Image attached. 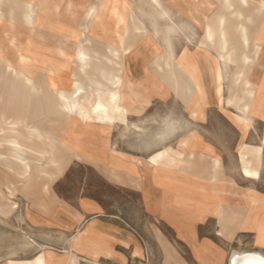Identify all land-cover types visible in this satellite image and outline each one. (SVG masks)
Returning a JSON list of instances; mask_svg holds the SVG:
<instances>
[{"label": "bare ground", "instance_id": "bare-ground-1", "mask_svg": "<svg viewBox=\"0 0 264 264\" xmlns=\"http://www.w3.org/2000/svg\"><path fill=\"white\" fill-rule=\"evenodd\" d=\"M198 1L196 11L205 4V0ZM218 1L219 11L212 23L218 29L221 48H229L234 44L232 39L237 36L236 42L246 50L241 61L245 63L244 69L233 74L227 103L241 111L243 115H236L234 121L247 132L252 117L264 112V97L261 96L259 101L254 100L256 85L251 80L253 58L264 44V24L258 36L252 34L248 25L254 19L264 21V0ZM109 2L119 43L123 42V35L126 34L128 39L132 38V44L121 50L119 44L117 47L102 42L109 54L99 61L98 43L95 36L92 37L91 25L92 21L101 18ZM117 2L106 0L101 4L82 6L85 18L80 30L71 22H54L53 19L60 16L61 12L76 14L80 5L72 0H0V163L20 179L22 185L34 183L33 179L37 177V171L32 169L34 162H44L40 173L48 180L43 185L45 192H49V183L60 175L61 167L56 158L60 148L56 146L54 137L51 138L52 131L66 133L67 129L74 133L73 129L78 123H111L124 116L126 108L120 102L125 96L121 94L125 86L120 75L123 66L121 59L146 35L143 20L128 10L129 5L124 4L122 8ZM41 29L57 32L62 39L53 47L36 45L31 33L42 35ZM215 38V31L208 24L201 47ZM71 39L75 41L73 53L67 51L64 42ZM41 45L56 55L38 54L36 49H40ZM8 51H13L14 56H9ZM252 53L255 55L252 56ZM227 58L234 61L231 54ZM34 62L46 64L47 67L44 71L33 73L27 68ZM99 62L102 68L100 76L96 78ZM110 64L114 67H109ZM165 65L169 68L166 73L178 76L176 85L180 92L184 87L188 88L191 82L197 83L194 75L181 63L166 58ZM152 66L155 70L156 59ZM216 80H221L219 69L216 70ZM5 85L7 92L3 89ZM263 87L262 77L261 91ZM129 89L125 97L138 98V91L131 85ZM200 91L197 88L196 95ZM215 91L217 104L221 107L223 98L220 83ZM186 92L192 95L194 90L188 88ZM197 103L200 102H196L195 115L202 111L201 104ZM96 115L103 119H95ZM182 142L188 145L190 141L184 139ZM204 146L209 150H192L188 153L167 150L150 156L149 173L153 182L162 189L166 199L165 210L176 206L180 215L189 222L204 220L208 215L215 216L217 235L227 240H232L241 229L251 230L255 235V244L264 249V192L253 186H238L224 173L219 156L213 155L209 146ZM239 150L242 161L240 171L245 181L255 183L262 180L263 146L254 147L245 143ZM51 168L55 171H50ZM4 184L0 179V214L7 217L17 207L11 196L18 186L5 185V191ZM191 236L194 237L193 233ZM191 243L205 259L208 243L196 245L195 240ZM46 253L52 254L41 252L39 264H43L41 259ZM168 258L176 259L173 250L169 251ZM72 264H77L76 259H73ZM228 264H264V250H233Z\"/></svg>", "mask_w": 264, "mask_h": 264}, {"label": "crops", "instance_id": "crops-1", "mask_svg": "<svg viewBox=\"0 0 264 264\" xmlns=\"http://www.w3.org/2000/svg\"><path fill=\"white\" fill-rule=\"evenodd\" d=\"M216 1L219 5L218 0H205V19H194L203 25V36L198 42H202L208 24L216 34L213 42L208 40V44L204 47L200 45L197 49L191 48L190 41L194 35V29L185 21L182 23L184 19H177L167 28L163 24V27L160 26L150 31V36L143 39L136 47L131 48L121 59L123 66L120 75L125 85L121 89V94L126 96L129 93V85L140 94L138 98L132 93L131 98L123 96L120 102L126 108V112L122 119H116L111 123L92 122L91 126L94 128L88 139L85 135L82 139L77 138L83 134L80 132L81 126H87L86 124L79 125L78 123L73 129L74 133L71 134L75 136L76 155L86 158L91 165L96 167L99 190L96 196L80 198V212L77 211L75 216L76 223L74 225L73 222L67 223L62 228L65 234L70 233L80 225L81 219L88 218V222L83 225L80 233L69 242L70 247L75 251L74 254H56L50 250L49 246L52 245L50 243L46 245L44 242L45 251L52 252V254L46 253L42 256L43 264H72L73 259H76L77 264H145L146 259L143 254V248L146 245L145 238L139 233L159 230L158 222L164 220L165 216L172 221L173 230H184L179 221L181 215L172 209L175 207L165 210L166 199L163 197L162 189L153 182L152 175L149 173L150 156L167 150L184 153L192 150L208 151L209 149L204 146L207 145L213 151V155L219 156L222 163L224 156L221 151L229 145L227 137L232 135L236 137L237 153H240V147L246 143L244 137L251 129L245 132L234 121L236 115L243 114L234 107L235 111H231L226 103L230 97L228 89L232 85L233 74L235 71L244 69L245 63L241 61L246 50L236 42L237 36L232 39L233 45L226 49L221 48L218 29L212 23L215 15H207ZM192 2L198 3L199 1L193 0ZM190 10L191 8L188 11ZM99 24L102 25L98 28L96 25V34L92 29V37L95 36L96 44L98 43L99 61L101 57L109 54L103 43L120 46L121 50L132 44V38L128 39L126 34L123 37L127 40L124 41L123 38V42L119 43V36L114 32L115 18L105 19ZM248 25L253 35L260 34L259 29L262 28L260 20L254 19ZM41 34L44 41L49 39L45 31H41ZM181 34L184 39L188 40L184 47L177 46ZM59 39H62L61 35ZM12 53L14 52L10 51L9 56L13 55ZM229 54L232 55L234 61L227 58ZM251 55L254 56L255 53ZM166 58L181 63L189 73L194 75L197 83L191 82L188 87L190 91L194 90L192 95L186 92L188 88L185 87L180 92L176 85L178 76L166 73L169 71L165 65ZM155 59L157 67L154 70L152 63ZM253 59L251 80L256 85L254 100L259 101L261 96L264 97V87L261 91V78H264V52L260 50ZM100 64L102 63L97 64L96 78L100 76L99 72L102 68ZM111 66L114 67L110 64L109 67ZM217 69L221 72L219 82L216 80ZM128 81L131 83L128 84ZM218 83L222 85V108L217 104L218 96L215 88ZM96 88L99 87L96 86ZM197 88L201 91L196 95ZM196 102H200L197 104L202 106V111L197 115L194 113ZM153 104H157L158 108L162 107V112L160 109L157 111L156 122L150 125L149 110ZM216 104L221 108L218 114L226 124L233 120V123H230L231 130L208 126L212 121L210 108ZM260 116L254 115L253 117L261 119ZM95 119H103V117L96 115ZM262 135H264V129ZM213 137L220 138L213 139ZM184 139L190 141L188 145L182 142ZM84 151L92 153L86 157L83 154ZM237 159L240 160L238 154ZM102 169H106L107 172ZM101 187L104 190H100ZM106 188L115 190L110 192L109 196H105L102 193ZM69 213L73 214L71 211ZM42 215L46 216L44 213ZM207 217L204 220L190 222L192 229H195L198 222L205 221ZM153 225L156 227H152ZM0 247H8L7 250L3 249L4 251L0 252V264H39V252L32 256H19L18 253L15 255L12 252L15 248L13 244L9 243ZM207 248L205 264H224L225 256L217 246L208 245Z\"/></svg>", "mask_w": 264, "mask_h": 264}, {"label": "rangeland", "instance_id": "rangeland-1", "mask_svg": "<svg viewBox=\"0 0 264 264\" xmlns=\"http://www.w3.org/2000/svg\"><path fill=\"white\" fill-rule=\"evenodd\" d=\"M72 1L75 4L80 5L76 14L72 15L70 13L66 14L61 12L62 14L60 16L53 19L54 22H71V24H74L77 29H80L85 18L84 9L82 6L88 4H101L106 0ZM117 1L119 7L122 6L123 8L124 4L129 5L128 10L135 12V14H137V16L143 20L146 37L150 36V31L156 30L160 26L163 27V24L164 27L167 28L170 26V23L173 24L177 19H184L182 20V23L185 21L188 26H191V28L194 29V35L191 38L190 47L197 49L201 45V43L198 41H201L203 36V25L194 19H205V5L200 7L199 11H196V7L199 3H193V0ZM110 2L108 3L107 9L102 11L101 18L92 21L91 27L95 34L96 25L98 28L100 25L99 22H104L105 19H114V16H112L109 11V7L111 5ZM190 8L191 10L189 12L188 10ZM218 8L219 5L216 1V4H213V9L208 11L207 15H216L219 11ZM263 24L264 21H261L260 26ZM41 31H45L49 39L44 41L41 35H37L36 33L32 34L31 38H33V41L36 45L42 44L46 48L47 46L53 47L57 44L60 37L59 33L49 32L47 29H41ZM145 38H141L133 47L139 45V43H141V41ZM64 42L66 44L65 47L67 51L73 53L75 49V41L71 39L64 40ZM187 43L188 40L184 39L183 34H181L178 38L177 46L184 47L187 45ZM42 45L40 49H36L38 54L47 56L56 55V53L45 50ZM261 50L264 52V44L262 45ZM12 54L13 55H11V57L14 56V53ZM45 66L47 67L46 64L44 65L42 63L34 62L30 64L27 69L33 73H37L39 71H44L46 69ZM3 89L6 92L8 91L6 85ZM228 90L230 91V88ZM226 105L228 109L235 111L231 105L228 103H226ZM159 109L162 112V107L158 108L157 104L151 105L149 110L150 125L153 123L155 124L157 111ZM180 110H182V108ZM219 110H221V108L218 107L217 104L210 108L212 121L208 126L230 129V123H233V120H231L229 124H226L225 121L220 118L218 114ZM260 117L262 118L258 119L257 117H252V122L249 127L251 130L244 138L246 139V143L253 145L254 147L263 146L262 180L255 183H248L245 181L240 171V166L242 163L241 157L240 160L237 159V154L240 156L241 154L237 153V141L236 137H233V135L227 137L229 145L222 149L221 153L224 156V160H222L224 173L230 179L234 180V182H236L240 187L253 186L258 191L264 192V135H262L264 129V112L261 113ZM93 128L94 127H92L91 124H88L87 126H81L80 132L83 134H80L81 136L77 137L78 140L80 138L82 139L84 135L88 139L89 136H91L90 134ZM74 137L75 136L72 135L67 129L66 133L55 131L51 132V138L56 140V146L60 148L56 158L58 159L59 165L61 166V176L58 175L57 178L49 183L50 190L48 193L43 190V185L48 180L40 173L44 162L33 163L32 169L37 171V177L33 179V184L28 183L26 185H22L20 179H18L14 174L10 173L9 170L0 163V179L2 180V183H5L3 187L5 185L12 184L18 186V190L14 193V195L11 196L12 200L17 203V207L7 217H3L0 214V246L7 245L9 243L13 244L15 248L12 249V252H14L15 255L18 253L19 256H32L37 254V252H39L38 254L43 251L45 252L46 249L43 247L44 242H46V245L50 243V245H52L49 246L50 250L56 254H74L75 251L72 247H70L69 242L80 233L79 231L81 228H83V225L88 222V218L81 219L82 221H79L81 222L80 225L70 233L65 234L62 231V228H64V225L67 223L70 224V222H73V225L76 223L75 216L77 211L80 212V198L82 196H96V193L99 190L96 178V167L91 165V162H89L86 158L76 155L77 153L74 145ZM219 138L220 137H213V139ZM87 149L89 150V146ZM91 153V151H84L83 154L86 156ZM49 170L52 172L55 171L53 168ZM102 170L104 172L106 171V169ZM59 177L61 178L58 180ZM4 189L7 191L6 187H4ZM100 190H104V188L101 187ZM114 190V188H106L102 194L109 196L110 192ZM112 202L114 204V201ZM173 207H175L172 208L176 211L175 213H178L179 211L176 209L177 207ZM69 211H71L73 214L69 213ZM42 213H44L46 216H43ZM180 219V224H182L181 227L184 228L183 231L173 230L172 221L165 216L164 220L158 222L159 230L154 229L147 233H139L145 238L146 245H144L145 247L143 248V254L145 255L146 259L145 264H205L204 259L197 253L191 243L194 240L196 245L208 243V245L217 246L225 256L224 264H228V258L233 250H263V248L255 244V235L251 230L241 229L237 231L232 240L219 237L217 235L218 225L215 216L210 215L205 221L198 222L199 224L195 226V229H192L190 222L187 221L183 216H181ZM152 227L156 226L153 225ZM191 233H193L194 237L191 236ZM3 249L7 250L8 247H0V252ZM170 250L175 252V260L177 261L168 258V253Z\"/></svg>", "mask_w": 264, "mask_h": 264}]
</instances>
